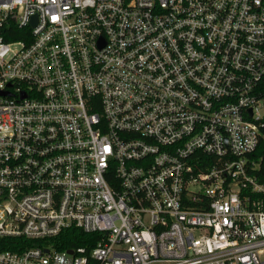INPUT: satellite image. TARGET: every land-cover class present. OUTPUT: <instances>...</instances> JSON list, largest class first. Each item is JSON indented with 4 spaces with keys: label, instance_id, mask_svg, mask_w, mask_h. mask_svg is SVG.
<instances>
[{
    "label": "built area",
    "instance_id": "built-area-1",
    "mask_svg": "<svg viewBox=\"0 0 264 264\" xmlns=\"http://www.w3.org/2000/svg\"><path fill=\"white\" fill-rule=\"evenodd\" d=\"M263 136L264 0H0V264H264Z\"/></svg>",
    "mask_w": 264,
    "mask_h": 264
},
{
    "label": "trees",
    "instance_id": "trees-1",
    "mask_svg": "<svg viewBox=\"0 0 264 264\" xmlns=\"http://www.w3.org/2000/svg\"><path fill=\"white\" fill-rule=\"evenodd\" d=\"M5 35V39L10 40L20 38V35L14 37L9 36L6 32L1 31ZM252 158L259 162V169L257 171L260 180L264 182V136L261 138L257 148L252 153ZM99 234L95 232H85L78 227H69L61 231L55 237L44 239H27L23 237H3L0 238L1 249L22 250L27 247L41 245H52L59 250L67 248H75L77 246H86L92 248L96 245ZM2 242H4L2 244Z\"/></svg>",
    "mask_w": 264,
    "mask_h": 264
},
{
    "label": "water",
    "instance_id": "water-1",
    "mask_svg": "<svg viewBox=\"0 0 264 264\" xmlns=\"http://www.w3.org/2000/svg\"><path fill=\"white\" fill-rule=\"evenodd\" d=\"M32 23H33V25H34V24L36 23V21H33Z\"/></svg>",
    "mask_w": 264,
    "mask_h": 264
}]
</instances>
